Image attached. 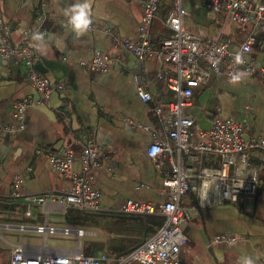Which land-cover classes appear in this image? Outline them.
<instances>
[{
    "label": "crops",
    "instance_id": "1",
    "mask_svg": "<svg viewBox=\"0 0 264 264\" xmlns=\"http://www.w3.org/2000/svg\"><path fill=\"white\" fill-rule=\"evenodd\" d=\"M143 0H90L93 28L77 37L65 26L63 9L75 0H0V18L11 27L9 41L17 43L23 31H39L45 38L41 50L32 46L45 63L56 64L49 81L65 86L40 104L27 106L23 112V129L4 131L18 125L12 116L13 105L38 93L26 77L24 66L13 58L0 57V264H9L15 246L44 254H71L80 243L87 256L101 253L119 255L128 252L152 236L163 224L159 214L137 216L117 212L127 199L162 205L167 190L162 185V171L156 165L167 164L166 156L152 159L147 148L154 140L152 129L163 136L160 121L137 94L136 80L152 95L155 102L167 104L176 99L175 92L158 79V74L174 76V65L155 55L137 58L117 45L118 41L138 38ZM186 30L202 37L232 39L237 49L251 25L227 21L223 14L210 11L204 1L181 0ZM172 8L171 0H158L151 23V46L156 49L170 30L164 21ZM100 52L108 57L109 70L91 72L87 65ZM253 56L264 67V32L258 33ZM53 63V64H54ZM52 67V65H51ZM45 69L44 67H42ZM40 72V71H39ZM219 74L193 91L192 107L186 112L195 116V130L207 129L214 117L248 120L254 135L264 137V74L254 73L237 85H230ZM86 134L102 147L103 157L90 171L91 184L101 193V212L64 211L54 203L34 206L25 216V206L11 197L16 176L19 191L26 194L53 192L65 194L70 181L56 171L48 160L49 152L70 146L75 152L73 168L80 172L78 159L80 135ZM41 149L37 154L36 150ZM260 166L255 196L240 197L236 203L200 206L192 193L185 194L181 205L189 209L185 233L187 243L180 251L183 264H239L243 255H251L256 264H264V155L254 154ZM184 163H188L186 157ZM214 162L207 157L205 165ZM47 223L56 228H81L75 234L43 235L34 226ZM19 225L28 226L20 229ZM215 234L237 237L233 245L212 244ZM128 264H140L130 262Z\"/></svg>",
    "mask_w": 264,
    "mask_h": 264
},
{
    "label": "built area",
    "instance_id": "2",
    "mask_svg": "<svg viewBox=\"0 0 264 264\" xmlns=\"http://www.w3.org/2000/svg\"><path fill=\"white\" fill-rule=\"evenodd\" d=\"M215 14L235 24L251 25L237 49L231 48L232 39H213L189 32L183 25L185 11L181 0H171L172 8L164 24L170 30L168 36L161 38L159 46L152 49L151 23L155 16L158 0L142 1V16L136 40L124 39L117 42L133 53L137 58L155 55L159 60L174 65L175 75L158 74V79L175 92L176 99L167 104L155 102L152 95L136 80L137 94L144 102H151V109L157 115L163 136L152 129L154 140L147 148V154L153 147L159 151L152 159L165 155L167 164L156 167L162 171V185L167 190L162 205L150 202L125 200L117 212L125 215L147 216L159 214L164 217L161 227L149 238L128 252L119 255L101 253L97 256H85L80 243L71 254H44L31 252L22 246H15L10 253L9 264H183L180 251L187 243L185 225L189 209L181 205L182 197L187 193L196 196L200 206H215L224 203H236L242 196H255L258 191L260 166L252 160L257 153L264 155V137L254 135L248 120L238 121L231 117H214L207 129L195 130V116L186 112L192 107L193 91L206 83L212 74L231 77L241 71L247 77L254 73L264 74L253 53L258 44V33L264 32V0H201ZM91 26L90 29H92ZM11 27L0 18V57L13 58L21 63L26 77L38 93L37 98L27 96L12 107V116L18 125H7L4 131L23 129V112L27 106L40 104L52 93L63 92L65 86L51 82L36 67L37 55L32 46L29 32L24 30L17 43L9 41ZM237 50L243 52L244 63L236 65L234 55ZM91 72L105 73L109 70L108 57L97 52L89 62L83 63ZM80 144L78 159L80 172L74 170L75 152L70 146H60L49 152L51 166L70 181V190L65 194L43 192L26 194L19 191L20 176L13 180L11 197L19 199L25 206L24 215L31 216L34 206L47 203L57 204L63 211L75 208L82 212H101V193L91 184L90 171L98 166L103 157L102 147L92 138L82 134L77 138ZM37 154L41 149L36 150ZM186 157L188 163H184ZM207 157L214 162L205 165ZM28 226L19 225L20 229ZM34 230L43 235L75 234L82 237L81 228H56L47 223L34 226ZM237 237L231 234H215L212 244L233 245Z\"/></svg>",
    "mask_w": 264,
    "mask_h": 264
},
{
    "label": "clouds",
    "instance_id": "3",
    "mask_svg": "<svg viewBox=\"0 0 264 264\" xmlns=\"http://www.w3.org/2000/svg\"><path fill=\"white\" fill-rule=\"evenodd\" d=\"M63 15L66 18V27L77 37L86 35L93 24V11L90 0H75L74 3L63 9ZM31 40L34 42V47L39 51L44 45L45 38L39 32H33ZM243 52L237 50L234 55V63L242 65L244 63ZM245 78L241 71L234 72L228 83L230 85H237ZM159 150L153 147L148 152L149 157H154ZM239 264H256V260L251 255H243L240 258Z\"/></svg>",
    "mask_w": 264,
    "mask_h": 264
},
{
    "label": "water",
    "instance_id": "4",
    "mask_svg": "<svg viewBox=\"0 0 264 264\" xmlns=\"http://www.w3.org/2000/svg\"><path fill=\"white\" fill-rule=\"evenodd\" d=\"M53 63H54V62H53ZM53 63L51 64V65H52V67H51L50 64L45 63V61H43L41 58H39V60L36 61L35 67H36V69H37L38 71H40L41 73H46V72L49 71V70H50L52 73H55L54 68H55L56 64H55V63L53 64ZM42 67H44L45 69H43Z\"/></svg>",
    "mask_w": 264,
    "mask_h": 264
},
{
    "label": "rangeland",
    "instance_id": "5",
    "mask_svg": "<svg viewBox=\"0 0 264 264\" xmlns=\"http://www.w3.org/2000/svg\"><path fill=\"white\" fill-rule=\"evenodd\" d=\"M253 75V74H252ZM249 76H251V75H249ZM85 256H87V255H85Z\"/></svg>",
    "mask_w": 264,
    "mask_h": 264
}]
</instances>
